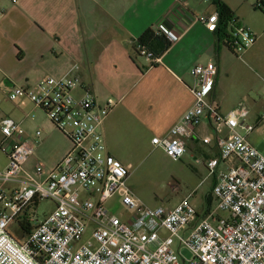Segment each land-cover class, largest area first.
<instances>
[{
  "label": "built area",
  "instance_id": "obj_1",
  "mask_svg": "<svg viewBox=\"0 0 264 264\" xmlns=\"http://www.w3.org/2000/svg\"><path fill=\"white\" fill-rule=\"evenodd\" d=\"M199 20L215 31L220 17L214 12ZM230 23L229 43L234 50L241 52L256 43L249 26L237 19ZM158 30L171 42L179 39L164 23ZM138 53L158 60L139 44ZM73 69L77 71L79 65ZM75 71L62 77L48 75L32 87L15 86L0 98V102H32L72 142L46 175L41 162L35 164V172L27 167L35 153L31 142L12 140L2 146L9 161L0 170V264H264V154L249 140L256 124L248 120V106L240 104L222 113L210 99L216 64L193 68L197 81L192 88L193 105L167 134L151 138L154 147L180 159L192 127L204 116L209 118L217 134L203 140L215 141L220 149L219 156L207 162L210 174L217 175L213 188L217 206L203 216L189 198L173 208L140 202L128 186V169L107 155L101 130L117 101L109 98L97 105L91 89L81 85ZM78 86L83 87L81 96L74 92ZM0 130L5 139L25 133L12 117L2 119ZM41 135L38 129L36 136ZM116 196L134 212L132 223L111 211L109 202ZM42 200L54 204L44 218L35 212ZM13 221L20 228L12 230ZM183 248L191 257L183 254Z\"/></svg>",
  "mask_w": 264,
  "mask_h": 264
},
{
  "label": "crops",
  "instance_id": "obj_2",
  "mask_svg": "<svg viewBox=\"0 0 264 264\" xmlns=\"http://www.w3.org/2000/svg\"><path fill=\"white\" fill-rule=\"evenodd\" d=\"M222 1L232 8L235 18L249 26L264 43V30L257 32L245 22L249 0ZM217 2L0 0L3 10L0 14V98L15 86L32 87L48 75L62 77L72 73L73 67L79 65L75 74L80 77L81 85L91 89L97 105L102 106L109 98L117 101L101 127L107 155L128 169V186L143 203L147 198L136 182L137 177L140 181L145 179L144 156L150 150L160 149L153 146L152 136L167 134L193 105L192 88L197 84L193 68L197 64L215 63L218 73L210 99L222 113L240 105L224 109L220 99L224 65L232 62L230 55L237 57L240 53L229 43L231 21L225 25L220 20L218 28L210 31L199 20L203 15L219 14ZM161 23L177 33L179 39L153 62L138 54V39L149 28L157 30ZM247 50L241 52L244 54ZM74 92L81 96L83 87L78 86ZM42 114L30 101L25 104L0 102V123L4 117H12L25 130L23 137L14 139H5L0 130V170L5 169L9 161L2 146H8L12 140H27L34 145L35 153L27 162L32 172L37 162L43 163L44 174H47L61 161L64 156L52 160L44 155L48 136L42 132L37 137L36 131L40 128H31L32 116ZM251 123L256 124V131L259 119ZM191 130V135L185 137L186 153L180 159H173L160 149L166 162L161 172L166 170L176 190L179 189L176 184H183L184 190L177 199L158 206L173 208L189 198L203 216L217 206L213 193L217 175L210 174L207 162L218 157L220 149L215 141L205 143L203 140L217 134L207 116ZM227 133L225 129L224 134ZM68 144L66 152L71 147ZM118 198L120 196L112 200L117 202ZM119 216L132 223L135 214L125 210Z\"/></svg>",
  "mask_w": 264,
  "mask_h": 264
},
{
  "label": "rangeland",
  "instance_id": "obj_3",
  "mask_svg": "<svg viewBox=\"0 0 264 264\" xmlns=\"http://www.w3.org/2000/svg\"><path fill=\"white\" fill-rule=\"evenodd\" d=\"M249 2L251 4L245 9L248 18L245 22L251 25L255 31H262L264 30V13L254 7L257 0H249ZM230 56L232 62L224 65L221 75L220 99L222 100L223 108L230 109L243 103L249 105L251 112L249 120L255 122L259 119L258 129L249 135V140L264 154V43L262 38L257 39L254 47L247 50L244 54L240 52L237 57L235 55ZM32 117L31 128L33 130L40 128L43 134L48 136L49 144L45 148L44 155L52 160H57L64 156L72 147V142L69 138L55 128L45 114L33 115ZM67 144L71 145V147L66 152ZM41 152L43 153V151ZM144 157L145 179L140 181L139 177H137L138 172L135 174L137 175L135 176L137 177L136 184L144 190L147 198V201L144 200L143 203L156 207L165 205L167 201L180 197L184 190V185L176 184L179 188L176 190L175 182L171 179V176L166 175V170L161 172L162 167L166 163L162 150H150ZM28 168L30 169V167ZM109 207L113 213L119 215L127 210L120 203V198L117 199V202L111 200ZM53 208V202L42 200L36 207L35 212L38 217L44 218ZM221 214L227 216L225 212ZM10 227L14 230L16 227L20 228V225L13 221ZM175 245L177 248L179 247L177 241ZM183 254L188 258L191 257V253L187 248H183Z\"/></svg>",
  "mask_w": 264,
  "mask_h": 264
},
{
  "label": "trees",
  "instance_id": "obj_4",
  "mask_svg": "<svg viewBox=\"0 0 264 264\" xmlns=\"http://www.w3.org/2000/svg\"><path fill=\"white\" fill-rule=\"evenodd\" d=\"M259 2L263 4V7L258 6ZM217 5L219 9V17L222 24L227 25L230 21L236 19L234 16V11L226 2L218 0ZM254 6L256 9H259L264 13V0H257ZM160 42L162 45L158 46ZM171 43L172 42L164 33L160 32L158 29L155 30L153 28L147 29L138 39V44L151 51L157 59H159L162 51L170 47ZM25 227L26 231L29 232L31 229L29 223H27Z\"/></svg>",
  "mask_w": 264,
  "mask_h": 264
}]
</instances>
